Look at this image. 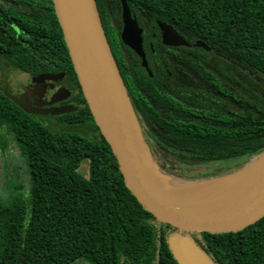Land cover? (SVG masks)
Returning <instances> with one entry per match:
<instances>
[{"label": "trees", "instance_id": "obj_1", "mask_svg": "<svg viewBox=\"0 0 264 264\" xmlns=\"http://www.w3.org/2000/svg\"><path fill=\"white\" fill-rule=\"evenodd\" d=\"M96 1L154 153L194 163L247 162L264 151V0H127L147 30L165 21L211 47L174 49L169 77L161 64L150 77L139 58L124 60L116 0ZM0 54L23 70L39 71L40 57L73 70L53 0H0ZM4 128L20 146L30 187L0 200V264H178L168 242L177 230L126 186L87 103L53 125L0 84V136ZM190 235L216 264H264V217L239 231Z\"/></svg>", "mask_w": 264, "mask_h": 264}, {"label": "water", "instance_id": "obj_2", "mask_svg": "<svg viewBox=\"0 0 264 264\" xmlns=\"http://www.w3.org/2000/svg\"><path fill=\"white\" fill-rule=\"evenodd\" d=\"M119 2L123 22L121 39L140 57L142 66L152 76L143 48V28L128 1ZM53 3L86 101L117 159L126 186L157 222L177 230L168 242L178 264H216L190 234L239 231L264 217V151L233 172L209 178L184 179L163 172L144 138L96 0H53ZM157 24L163 44L191 46L173 25L161 20H157ZM194 44L205 50L211 49L200 39ZM5 94L26 112L35 111L8 90ZM70 110L71 107H62L52 112ZM162 173L183 184H199L231 175L240 178V182L229 195L207 207L184 205L171 196L168 186L160 182Z\"/></svg>", "mask_w": 264, "mask_h": 264}, {"label": "flooded vegetation", "instance_id": "obj_3", "mask_svg": "<svg viewBox=\"0 0 264 264\" xmlns=\"http://www.w3.org/2000/svg\"><path fill=\"white\" fill-rule=\"evenodd\" d=\"M116 5L118 13L121 17V24L116 26L121 27L122 31V10L119 0H116ZM139 25L143 28V48L146 52L148 64L153 75L151 76L146 70V68H144L143 66L142 67L145 69V71L150 77H154L155 73L159 72L160 64L162 65V71L164 74L168 75V77L174 75V70L172 69V67L174 66V63H172L174 62V49L181 46H167L163 44L162 35L159 27L158 29H154V31L151 32L150 30H147L144 26H142L140 23ZM192 45L195 46L194 43H191V46ZM124 46V43L119 45L120 50L123 51V58L127 63H129L130 60H132L133 58L140 59V57L129 46L126 45L127 47H129L130 51H133V54ZM207 51H211V49ZM40 59L43 60V64L40 65V70L28 71L14 67L11 62L6 60V58L2 54H0V61L3 60L7 68L11 70H18L23 76H25V79L23 81H20L18 79H12L9 84H5L2 86L4 88V92L5 90H8L9 93L15 95L24 104L28 105L30 108L35 110L34 112H26L20 105L15 102L26 113L34 117H38L44 123H51L53 125H57L59 124L63 116L67 114L71 115L72 113H75L84 108L87 101L77 73L74 69L73 63L72 70L70 66H68V68H62L61 64L59 63L50 62L42 57H40ZM44 75H55V77L51 79L42 78V76ZM127 90L129 93L128 87ZM62 107H71V110L63 113L52 112L53 109ZM153 154L158 155L154 152Z\"/></svg>", "mask_w": 264, "mask_h": 264}, {"label": "rangeland", "instance_id": "obj_4", "mask_svg": "<svg viewBox=\"0 0 264 264\" xmlns=\"http://www.w3.org/2000/svg\"><path fill=\"white\" fill-rule=\"evenodd\" d=\"M12 79L23 81L25 76L18 70H11L5 66L4 61H0V84H9ZM197 83H202L199 80ZM155 159L163 172L175 177L185 179L209 178L216 176L217 171L233 172L237 164L246 162L245 158L230 159L227 161H209L186 163L171 159L168 161L165 157H159L154 154ZM248 162V161H247ZM233 168V169H232ZM231 170V171H230ZM230 171V172H229ZM175 172V173H174ZM180 175H179V174ZM14 184H16L14 186ZM19 185V186H18ZM30 178L27 163L22 155L21 149L14 134L7 128L1 130L0 136V200L8 199L11 194L21 191L24 194L29 193ZM70 264H91L90 262L79 259Z\"/></svg>", "mask_w": 264, "mask_h": 264}, {"label": "bare ground", "instance_id": "obj_5", "mask_svg": "<svg viewBox=\"0 0 264 264\" xmlns=\"http://www.w3.org/2000/svg\"><path fill=\"white\" fill-rule=\"evenodd\" d=\"M222 173H224V171ZM159 179L160 182L170 188L169 193L180 203L184 205H197L202 207H207L213 202L223 199L229 195L240 182V178H237L236 175L225 176L210 181H203L199 184L177 183L168 175H164L163 173L159 176ZM189 179H191V177Z\"/></svg>", "mask_w": 264, "mask_h": 264}]
</instances>
